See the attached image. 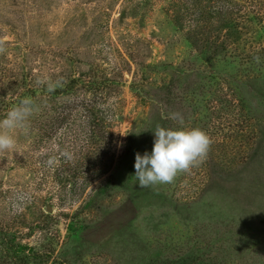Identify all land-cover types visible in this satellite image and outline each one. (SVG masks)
<instances>
[{
	"label": "rangeland",
	"instance_id": "obj_1",
	"mask_svg": "<svg viewBox=\"0 0 264 264\" xmlns=\"http://www.w3.org/2000/svg\"><path fill=\"white\" fill-rule=\"evenodd\" d=\"M26 97L0 264H264V0H0V118ZM157 126L209 149L141 188Z\"/></svg>",
	"mask_w": 264,
	"mask_h": 264
},
{
	"label": "clouds",
	"instance_id": "obj_2",
	"mask_svg": "<svg viewBox=\"0 0 264 264\" xmlns=\"http://www.w3.org/2000/svg\"><path fill=\"white\" fill-rule=\"evenodd\" d=\"M45 84L49 92L60 86V81L48 82L46 79L37 80ZM34 111L31 98H23L16 106L10 108L3 118H0V151L12 150L16 146L14 133L26 130L29 117ZM173 114L172 119H177ZM153 134L151 152L143 155L135 154L134 176L138 186L146 188L158 183H170L178 172L187 171L202 160L209 149L210 140L206 133L198 128L172 130L157 126ZM71 158L70 154H63ZM49 163H53L52 160Z\"/></svg>",
	"mask_w": 264,
	"mask_h": 264
},
{
	"label": "trees",
	"instance_id": "obj_3",
	"mask_svg": "<svg viewBox=\"0 0 264 264\" xmlns=\"http://www.w3.org/2000/svg\"><path fill=\"white\" fill-rule=\"evenodd\" d=\"M97 135H101L100 137V139H103L104 138V136H105V133H104V131L102 130V127H100L99 128V132L98 133H96ZM25 247H22L21 246V250L20 251H23V254H24V256L23 255H21V256H19L18 258H19V264H24V263H26L27 261H28V255H26L25 254V250L26 249H24ZM7 249L9 250V247H7Z\"/></svg>",
	"mask_w": 264,
	"mask_h": 264
}]
</instances>
